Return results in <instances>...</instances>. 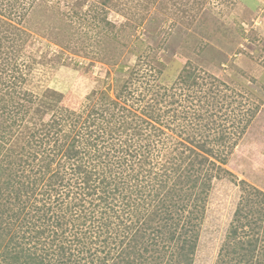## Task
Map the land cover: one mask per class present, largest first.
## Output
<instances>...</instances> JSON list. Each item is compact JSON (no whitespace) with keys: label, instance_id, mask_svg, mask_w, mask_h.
<instances>
[{"label":"rangeland","instance_id":"rangeland-1","mask_svg":"<svg viewBox=\"0 0 264 264\" xmlns=\"http://www.w3.org/2000/svg\"><path fill=\"white\" fill-rule=\"evenodd\" d=\"M97 2L103 0H0V39L4 38L0 52L3 56L11 52V61L17 60L23 71L22 75L6 71L13 64L7 66L0 58V162L7 163L5 158L10 154L26 161L34 146L46 144V114L56 112L58 118L72 115V122L85 130V119L94 104L108 106L106 102L117 97L119 85L126 81L133 88L142 86V95L148 96L141 104L145 107L132 106L135 114H127L126 123L113 128L115 140L103 145L99 142L95 148L89 145L94 138L90 136L81 145L91 153L99 152L96 162L101 170L111 166L106 162L116 168L123 162L124 169L121 165L116 170H124L125 185L120 186L126 191L134 190L130 182L134 183L138 173L154 186L153 176L146 178L145 167L140 166L147 152L158 150L161 160L170 159L179 147L181 122L186 128L181 136L192 137L200 132L202 121L216 117L221 125L205 130V134L211 132L206 146L214 153L199 151L209 159L204 166L196 164L202 175L210 174L207 182L211 186L193 264H234L231 247L227 252L223 243L241 195L238 182L244 180L248 187L264 190V0H106L108 11L100 6L99 17L124 27L121 33L128 37L121 35L119 42L108 36L95 39L91 30L94 23L83 15ZM80 20L83 26L78 30ZM2 21L6 23L1 25ZM155 55L164 65L156 62ZM190 71L197 75L195 85L186 77ZM23 74L26 79L19 78ZM142 82H148L152 91L148 92ZM170 99L190 111L184 119H173L171 109L176 104L171 105ZM21 103L29 108L26 114H16L15 107ZM109 107L112 111L113 105ZM156 114H162L164 120L159 123L166 132L161 138L145 120L155 124ZM92 128H103L106 133L110 130L105 122ZM219 166L233 175L225 176ZM53 168H57L55 164ZM0 180L7 177L0 175ZM45 197L39 193L33 204L40 205ZM35 216L22 215L16 229L24 236V248L36 256L33 264H103L106 250L92 243L87 232L76 230L66 242L69 249L63 252L49 240L56 232L60 234L63 226L47 220L35 224ZM6 217L4 214L1 226L12 220ZM42 228L41 235L30 238ZM239 235L236 241L246 240ZM76 236L83 243L75 242ZM112 245L113 241L108 242L105 249H113ZM155 247L156 254L163 253L161 244Z\"/></svg>","mask_w":264,"mask_h":264},{"label":"trees","instance_id":"trees-1","mask_svg":"<svg viewBox=\"0 0 264 264\" xmlns=\"http://www.w3.org/2000/svg\"><path fill=\"white\" fill-rule=\"evenodd\" d=\"M104 3L106 0L101 3L97 2L92 11L86 10V14L83 16L94 23L91 30L98 37L95 39L99 40L100 38L99 41H101L103 37L108 36L119 42L123 39L121 35L128 36L121 33L124 27L121 28V24L118 22L107 20L106 17L103 20L99 17L100 6L107 10ZM24 7L26 9L25 5ZM80 14L82 15V13ZM77 22L79 30V27L83 26V22L81 20ZM5 23L2 21L1 25ZM1 32L2 27L0 26ZM3 41L4 38L1 36L0 46ZM18 49L21 50L22 47L19 46ZM105 49L104 47L103 50ZM12 57L11 52L5 56L0 52V58L5 59V65L13 64L11 69L6 67V71L22 75V67L17 60L11 61ZM154 59L158 64L164 65L158 56L155 55ZM24 70H26L25 67ZM183 70L185 69L183 68ZM21 77L26 79L24 74L19 78ZM186 77L192 78L190 82L194 85L197 84V75H194L193 72H188ZM147 83L142 82L144 88L148 92L152 91V87ZM141 87L136 84L133 88L132 84L125 81L119 85L118 98L114 97L111 102H106L108 106L101 107L99 105L101 107L99 108L94 104L85 119V122H88L84 125L85 130L77 126V123L72 122V115L68 114L66 117L60 115L58 118L56 112L49 116L46 114L48 121L45 123L46 129L43 130L44 137L47 138L46 144L43 146L41 143L39 146H34L36 148L29 153L26 161L22 156L19 158L17 154L14 156L10 154L5 158L7 163L0 162V175L7 177L6 181L0 180V222L1 220L3 222L4 214L12 219L6 226L0 225V251L2 250L0 264L2 262L4 264H33L35 262L36 256L27 252L28 248H24L26 244L24 236L18 235L16 229L24 217L28 218L37 214L33 218V220L37 218L35 224L47 220L63 226L60 234L56 232L49 239L52 240L53 245L55 244L57 247L59 245L63 252L69 249L66 242H69L77 233L76 230H80L93 237L92 243H98L99 247H103L102 251L106 250L107 254L102 261L103 264H107L109 260H112L113 264L194 263L199 231L200 228L202 229L208 211L207 204L211 186L207 182V180H211L210 174L207 172L202 175V170L196 168V164L204 166L207 163L208 156L201 154L213 155L214 153L211 146H206V141H210L208 134L211 132L207 131L205 134V130H210L213 124L221 125L216 117L207 120L206 123L201 120L200 132L192 137H189L191 136L189 134L182 137L183 129L186 128L181 122L177 130L178 136H180L177 142L179 147L174 148L176 153L170 159L161 160V152L158 150L155 153L147 152L140 166L145 167L146 178L153 176L154 186H149L150 181L146 183L144 177L140 179L138 173L133 178L134 183L129 181L134 190L126 191L124 187L120 186L125 185L122 174L124 172L123 162L119 164L118 168L111 164L112 162H106V166H111L101 170L96 162L99 152L91 153L89 149L81 145L90 136L94 138L89 145L95 148L99 146V142L103 145L108 140L112 141L110 139L115 140L114 135L117 134L114 133L113 128L116 125H124L127 121L125 119L127 114H135V108L145 107L141 104L148 96L142 95ZM162 99L160 102H163ZM170 103L171 105L176 104L171 109V111L173 110V119H180L188 115L189 110L184 109L183 104L177 103L175 99H170ZM109 104L113 105L112 111H109ZM179 106H181L180 109ZM15 109L17 110L16 114L19 112L26 114L29 110L23 103L16 106ZM24 109L26 112L22 111ZM108 112L111 113L110 116H107ZM156 115L154 116L155 124L153 121L145 120L152 133L155 131L153 134L161 138L166 132L159 123L162 124L164 120L162 114ZM185 118L189 119L187 116ZM103 122L107 123L110 133L109 131L106 133L103 128L99 130L92 128V125H103ZM88 126H90L89 129ZM127 126L129 127L131 124ZM115 131L118 132L116 128ZM204 135L206 139L203 138ZM202 138L203 141H201ZM199 151L202 153L200 154ZM193 153L196 155L192 156ZM145 159H148L149 162L145 163ZM124 161L126 162L127 159L125 158ZM185 161H189L188 166L185 164L187 167L184 166ZM54 164L56 169L53 168ZM121 165L123 169L118 172L116 169H119ZM221 169L226 173L225 176L233 175L227 168L222 167ZM17 177L19 178L16 179ZM39 183L42 185L40 186ZM238 184L241 195L223 247H226L227 252L228 247H231L229 253H233L234 264H264V206L262 205L264 204V190L252 189L247 186L244 180ZM39 193L43 197L46 194V197L41 200L40 205L35 206L33 199ZM32 207L36 210L31 209ZM149 207L154 209L150 210ZM76 209L79 210L76 211ZM22 215H24L23 218H21ZM8 217L6 218L8 219ZM44 230V228L36 230L35 235L30 238L38 237V234L41 235ZM237 234L246 240L236 241ZM74 241L80 244L84 240L76 236ZM112 241L113 249H105L108 242ZM232 241L234 242L232 243ZM158 244H161L163 253H155L158 250L155 246ZM2 248L7 250L4 251Z\"/></svg>","mask_w":264,"mask_h":264}]
</instances>
